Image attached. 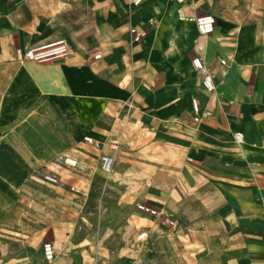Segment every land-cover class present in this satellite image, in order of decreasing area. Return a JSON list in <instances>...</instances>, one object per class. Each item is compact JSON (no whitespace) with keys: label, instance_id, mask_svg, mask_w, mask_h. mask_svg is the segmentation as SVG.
Instances as JSON below:
<instances>
[{"label":"crops","instance_id":"1","mask_svg":"<svg viewBox=\"0 0 264 264\" xmlns=\"http://www.w3.org/2000/svg\"><path fill=\"white\" fill-rule=\"evenodd\" d=\"M88 1L96 8L87 44L69 41L71 54L48 63L16 51L60 39L45 32L50 16H0V230L33 172L46 166L79 193L53 187L89 196L92 208L108 180L115 192L106 197L126 214L106 235L137 251L142 233L175 247L176 255L155 256L159 264L183 252L186 264H264V0ZM203 15L216 20L207 36L195 23ZM77 18L67 29L81 30ZM131 28L145 37L134 42ZM227 55L233 60L221 66ZM195 58L212 71L215 92L203 88ZM194 100L199 115L210 116L196 122ZM103 155L115 157L110 174ZM70 225L44 228L26 258L47 264L41 244L49 230L53 264L127 260L103 237L87 249L93 239H79Z\"/></svg>","mask_w":264,"mask_h":264},{"label":"rangeland","instance_id":"2","mask_svg":"<svg viewBox=\"0 0 264 264\" xmlns=\"http://www.w3.org/2000/svg\"><path fill=\"white\" fill-rule=\"evenodd\" d=\"M129 2V0H127ZM105 5L103 4L102 7ZM95 6H91L88 0H0V16H50L47 19L48 28L45 32L47 36L52 38L63 37L67 43L75 42L77 38H82L83 44H87L89 39V21L93 16ZM99 8L100 5H99ZM75 16H81L83 19H76L75 24L83 21L81 30L74 32L73 27H67L72 24ZM79 21V22H78ZM81 31V33H80ZM146 33L144 34L145 37ZM65 38V39H64ZM70 46V43L68 44ZM65 169V168H64ZM39 170H47L46 166H41ZM65 171V170H62ZM36 170L27 182V192H21L19 201L16 202L17 213L9 218V222L3 223L0 230V264H38L31 258L28 259L27 254L32 251L35 238L43 231L44 228L52 226L58 220H64L75 230V235L79 239L90 240L93 243H87V249L92 248L96 251L98 247L97 240L105 238V247H109V251L113 248L119 252L126 251L127 260L117 261L116 264H159L154 261L155 256L165 255L167 249L171 250L172 255H176L175 247L165 246L163 249L154 239H148L145 244L144 256H137V246L134 242L131 244H122L123 241L115 237L106 235L108 233L107 226L114 221L116 224L121 222V216L126 214V209L118 204V199L107 198V191L115 192V188L108 187L106 180L100 185L98 198L93 205H89V196L78 198L71 192L59 191L57 188L46 185L43 182L33 178ZM77 206L78 210H75ZM45 232V231H43ZM29 235L31 239L24 237ZM43 242L41 244V256L43 255V246L51 243V232L46 231ZM21 240H25L22 243ZM29 240V242H28ZM121 243V244H120ZM52 244V243H51ZM107 245V246H106ZM185 249V246L176 247ZM76 250V249H74ZM44 258V255H43ZM183 252L176 262L173 264H186ZM95 261V259H94ZM80 264V261H76ZM102 264L103 261H98ZM163 264H170L164 261Z\"/></svg>","mask_w":264,"mask_h":264},{"label":"built area","instance_id":"3","mask_svg":"<svg viewBox=\"0 0 264 264\" xmlns=\"http://www.w3.org/2000/svg\"><path fill=\"white\" fill-rule=\"evenodd\" d=\"M171 1L184 3L187 0H171ZM143 2H145V0H130V4L134 7L140 6L141 4H143ZM195 23L199 34L201 36H207L214 32L216 20L212 15H203L196 18ZM130 32L133 36L134 42H140L141 39L144 37V33L138 32L135 28H131ZM16 54L23 61L27 60L42 64V63H48L62 58H66L71 54V49L68 43L65 40L61 39L52 43L29 47L26 48L25 50L17 49ZM100 57L101 55H96L95 59H99ZM232 60H233V56L227 55L226 57L219 59V64L225 67L228 66ZM193 66L196 70H198L202 74L201 84L203 88L208 93L215 92L216 86L214 82L213 73L210 70V68L205 64V62L200 58H195L193 59ZM193 109L195 112L196 122L200 121L204 117L210 116V113H205L203 116L199 115L200 110L195 100L193 101ZM85 141H87L88 143H92V139L90 138H85ZM235 141L238 144H241L243 142V134L236 133ZM114 162H115L114 156L103 155L101 157L102 170L106 174H110L113 170ZM65 163L68 164L69 166L75 165L74 163H71L68 160H65ZM33 178L37 181L43 182L46 185L55 186L59 188H69L71 192L79 193V190L76 187L67 186L65 181H63L61 178L54 175L50 171L37 170ZM140 208L142 210H145L146 212H149V209L147 208H144L142 206ZM166 225L172 230H176L178 228V223L175 220L166 219ZM139 239L142 240L143 243L138 251L142 252L145 249V244L148 242L149 236L147 233H142ZM43 255L47 264L54 263L57 254L51 243L44 244Z\"/></svg>","mask_w":264,"mask_h":264}]
</instances>
